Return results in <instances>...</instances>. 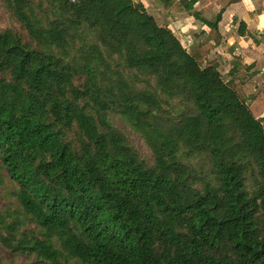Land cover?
I'll use <instances>...</instances> for the list:
<instances>
[{
	"label": "trees",
	"instance_id": "1",
	"mask_svg": "<svg viewBox=\"0 0 264 264\" xmlns=\"http://www.w3.org/2000/svg\"><path fill=\"white\" fill-rule=\"evenodd\" d=\"M158 1L169 15L199 0ZM210 1L212 42L188 52L140 0H0L31 40L0 32V167L21 215L0 214L3 248L33 264H264V86L246 95L209 60L242 0Z\"/></svg>",
	"mask_w": 264,
	"mask_h": 264
},
{
	"label": "rangeland",
	"instance_id": "2",
	"mask_svg": "<svg viewBox=\"0 0 264 264\" xmlns=\"http://www.w3.org/2000/svg\"><path fill=\"white\" fill-rule=\"evenodd\" d=\"M154 1L156 3L158 2L157 0ZM160 10L161 7L159 8V6L158 9L154 10L155 16H153L155 17L157 24L161 27H168L175 31L181 41V44L184 46V48H186L188 52L195 50L201 42L207 40L209 41V36V38L206 37V39L204 40H201V38L199 37V34L203 32L202 28H205V25L202 24L200 19H211L214 13L213 11L207 14L205 13L204 18H196L191 13L176 12H174V14H172L171 16L164 18L165 16ZM195 11L197 12L196 9ZM161 15L164 17H162ZM234 20L236 22L238 21L237 18ZM234 23L230 25H235ZM239 26L237 29H233V27L230 26L231 29H229V32L234 31L233 36L229 37L226 40L223 49L213 50L209 56V60L217 61L220 66V71L224 75L228 73L229 70L237 68L238 73L234 77L235 80L243 85V89L246 95H254L264 86V76H259L255 80L253 79L255 75L260 73L259 71H257L259 69L254 72H251L253 68L257 67V61L255 60L256 58L259 59V56H257V54L263 53L264 33H262L260 36L255 32L250 33L246 36L245 40H243L245 43H249L254 51L253 54H251V59L255 60L253 61L254 66L249 68L247 65L244 64V58H241V61H238L233 57L234 52L237 50L238 47L237 43H235L237 47L234 51L231 52L230 50H228V47H232L235 38H241L238 32ZM6 30H11L16 34H21L24 38L25 43H31V40L26 31L21 28V25L19 23H17L10 17V15L6 12V10L2 7L0 3V32H4ZM227 30L228 28L226 29V31ZM250 38L254 40L253 43L250 42ZM253 45H255V47H253ZM242 48L244 50L249 49L245 44H243ZM262 65L263 64L261 62L260 66ZM75 83L78 86L82 85L84 83V78H77ZM117 127L122 131L123 134L127 136L132 146L139 152L141 158L145 160L150 166H152V154L149 151L145 141L141 138V136L121 119L117 120ZM13 188V185L6 179V172L0 167V214L10 216L7 218V223H11L14 217L21 216L20 214L16 213L17 208L14 205V200L9 195V191L11 193L14 191ZM14 212L15 214L12 215ZM25 222L26 224L25 227L22 228V231L32 230L35 231L37 235L40 234V229L37 227V225H35L28 219H26ZM33 262L34 259L29 257L28 255L23 253H13L9 250H6L0 245V264H33Z\"/></svg>",
	"mask_w": 264,
	"mask_h": 264
},
{
	"label": "crops",
	"instance_id": "3",
	"mask_svg": "<svg viewBox=\"0 0 264 264\" xmlns=\"http://www.w3.org/2000/svg\"><path fill=\"white\" fill-rule=\"evenodd\" d=\"M140 1L143 3V5L147 9V11L152 16L153 15L155 16L154 10L158 9V6H159V8L161 7L160 11H162V9H163L162 3L159 2L158 0L157 1L161 5L158 2L156 3L154 0H140ZM195 9L197 10V12L195 11ZM220 10H221V7L216 2H212L210 0H199L198 4L195 6V8L191 12H176V13H191L196 18H200V17L204 18L205 13L207 14V13H210L211 11H213L214 13H213L212 17H214L220 12ZM172 14H174V12H172L169 15H164L165 17L162 15L161 16L166 18L168 16H171ZM246 14H251L253 16V18L247 22L248 23L247 33L244 36H242L240 34L239 29H238L239 36L241 38L237 37L234 39V43L238 44L237 50L234 52V55L238 56L242 59L244 58V64L247 65L249 68L254 66L253 61H255V60L257 61V67L253 68L251 71V72H254L257 69H259L257 71H259L260 73L255 75L253 78L255 80L259 76H264V50H263L262 54H260V53L257 54V56H259V59L256 58L255 60H253V59H251V54H253V52H254L253 48L251 47V45L249 43H245L243 40H245L246 36L249 35L250 33L255 32V33L259 34V36L262 33H264V0H242L238 3L232 4L231 6H229L226 9V11L224 12V14L222 16V20L219 23V31H220V34L222 36V41H221L220 46L216 47V49L219 50V49L224 48L226 40L229 37L233 36V34H234V31L229 32V29H231V27H233V29H237L239 24H241L242 21L246 22L247 21L246 17H245ZM236 18L238 19L237 22L234 20ZM204 20L205 19H200L202 24L205 25V23L203 22ZM234 22H236V23H234ZM233 23L235 25H230ZM166 28H168V27H166ZM227 28H228V30L226 31ZM239 28H240V26H239ZM169 29H171V28H169ZM202 30H203V32H201L199 34V37L201 38V40L206 39V37L209 38L207 35V33L209 32L208 26L205 25V28H202ZM173 32H175V31H173ZM253 41L254 40L252 38H250V42L253 43ZM206 42H212V39L209 38V41L208 40L204 41V43H206ZM243 44H245L249 49L244 50L242 48ZM253 47H255V45H253ZM261 62L263 64L262 66H260ZM262 117H264V113H263Z\"/></svg>",
	"mask_w": 264,
	"mask_h": 264
}]
</instances>
